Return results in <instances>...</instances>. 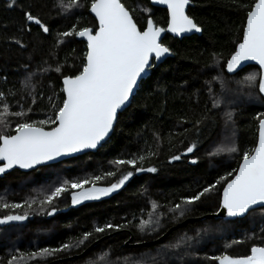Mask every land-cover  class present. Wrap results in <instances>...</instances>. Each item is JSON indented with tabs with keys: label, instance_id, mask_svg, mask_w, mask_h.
<instances>
[{
	"label": "trees",
	"instance_id": "16d2710c",
	"mask_svg": "<svg viewBox=\"0 0 264 264\" xmlns=\"http://www.w3.org/2000/svg\"><path fill=\"white\" fill-rule=\"evenodd\" d=\"M53 2L18 0L17 6L9 8V0H0V90L7 93L14 89L17 96L29 91L23 86V81L29 72H37L38 66L47 67V64L41 63L42 59L54 67L57 63L63 64L67 56L69 64L64 68L65 73L74 71L71 67L73 57L76 58V65H79L86 49L83 41L73 39L70 44L60 46L58 54L52 59H49V49L55 43L56 32L75 23L76 16L80 17L79 23L82 26L92 25L95 21L87 11V3L84 8L61 16L57 14L58 9L53 8ZM190 2L186 13L201 27V35L182 39L168 35L163 37L162 42L170 48L171 57L157 67L153 66L141 80L129 107L118 114L110 138L95 153L41 167L29 173L14 170L0 177V195L10 202H22L35 195L37 190L48 188L62 178H84L115 170L110 161L130 158L132 154L152 144L153 133L161 135L162 144L158 155L146 160L145 166L154 165L157 172L134 174L124 187L110 196L85 201L76 206L71 204L70 197L65 194L57 201L58 211L53 216L33 212L23 222L0 227V264H6L14 249L27 253L36 247L57 248L64 243L75 244L82 233L105 223L121 227L105 233H94L93 238L85 244L57 253L38 264H152L153 257H156V264H216L208 257L224 251L232 255H243L251 244L260 243L255 236L247 239L245 234H259V228L264 224L262 208L235 220L212 218L187 223L173 230L158 244L125 246L130 238L132 241L129 244L150 243L186 219L216 213L219 199L218 195H212L190 206L183 217L173 218L165 207L163 211L167 214L156 232H141L136 227L140 210L149 208L148 197L165 206L179 202L180 197L191 195L235 169L240 154L253 147L257 140V117L264 113V98L258 93V88H244L241 92L233 91L229 94L233 101L228 106L234 112L232 122L225 123L222 112L226 109H216L215 123L209 122L210 126L204 129L202 137L198 138L193 132H183L185 127L192 128V123L201 116L205 105L211 106L208 89L220 92V85L215 80L218 74H223L235 89L237 80L251 72L259 73L256 66H247L238 75H229L222 67L242 38L244 12L235 6L239 0ZM29 3L33 5L32 11L42 14L44 21L51 27V34L43 39L42 46L35 51L32 47L34 40L26 35L23 37V42L28 45L26 49L19 48L11 41L14 36L20 38L21 6ZM41 3L47 4V7H36ZM127 3L135 8L134 15L139 26L142 27L148 16H151L158 26L166 28L167 12L164 9L152 7L146 0H127ZM145 8L150 11H143ZM50 11L51 15H48ZM32 29L35 37L37 28L33 25ZM25 64L30 65L28 71L24 68ZM60 80V75L55 71L39 72L33 77L34 91L43 92L44 97L51 96L53 91L62 96ZM249 91L254 95H247ZM8 101L15 104L12 96L8 97ZM48 103L46 98L41 101L37 97V105L34 106L37 116L47 111ZM182 119L192 123L181 124ZM233 138L238 153L208 155L216 146L227 144ZM196 140H199L197 151L180 161L169 163L171 155L183 152L185 145ZM193 156L199 158L198 163L189 162ZM127 170L128 166L121 169ZM114 180L115 177L107 178L101 184L106 185ZM144 189H147L146 194ZM134 214L136 220L132 219ZM198 231L200 236H197ZM185 234L194 238L189 242L190 248L182 246L180 249H170L163 259L158 256L161 244L176 243ZM233 239L244 242L230 244ZM95 242L85 255L77 257Z\"/></svg>",
	"mask_w": 264,
	"mask_h": 264
},
{
	"label": "snow or ice",
	"instance_id": "6c2138e0",
	"mask_svg": "<svg viewBox=\"0 0 264 264\" xmlns=\"http://www.w3.org/2000/svg\"><path fill=\"white\" fill-rule=\"evenodd\" d=\"M85 3L95 23L82 26L79 23L80 17L76 16L75 23L56 32L55 43L48 52L49 59H52L58 54L60 46L70 44L73 39L85 42L86 49L78 66L75 63L76 58H72L71 67L74 71L64 72V68L69 64L67 56L63 64L57 63L54 67L42 59L41 63L47 64V67L38 66V71L29 72L23 81V86L29 91L17 96L14 89L7 93L0 90V174L14 168L36 169L61 157L102 146L101 142H106V138L114 129L118 111L130 102V97L139 87L138 81L152 69L153 61H159L170 53V48L162 42V33L166 31L179 36L202 30L186 13L190 0H152L154 4L167 7L166 29L158 26L151 16H148L142 27L139 26L134 15L135 8L130 7L127 0H59L58 3L54 0L53 8L58 9V15L67 16L75 9L84 8ZM17 4L18 0H9L8 7L12 8ZM235 6L244 12L242 38L238 40L233 53L222 67L226 73L238 75L245 70L243 62L253 61L260 71L248 73L237 80L235 89L223 74L215 77L221 90L215 92L212 88L208 89L211 106L205 105L203 113L194 123L186 119L180 122L192 123V128L185 127L183 132H193L198 138L204 135V129L208 128L210 123H215L216 109H226L222 112L226 124L233 121L234 112L228 107L233 103L229 95L233 91L258 88V93L264 96V0H251L250 3L248 0H239ZM36 7L42 9L47 7V4H37ZM32 8L31 3L21 6L22 18L18 30L20 38L14 36L11 41L19 48L26 49L28 45L23 42L26 35L34 40L32 47L35 51L37 47L42 46L43 39L51 34V27L44 21L42 14L34 13ZM143 11L150 10L145 8ZM48 15H51V11ZM33 25L37 28L35 37ZM24 68L28 71L30 65L25 64ZM51 71L61 77L62 96L53 91L51 96L44 97L43 92L34 91L33 77L39 72ZM246 94L254 95L251 91ZM9 96L15 100L14 105L8 101ZM38 96L41 101L46 98L49 102L47 111L39 116L34 107L37 105ZM257 119V142L240 154L239 164L235 169L191 195L180 197L177 203L165 206L148 197L149 208L140 210L136 224L138 230L156 232L167 213H171L173 218L183 217L190 210V206L212 195H218V208L222 210L217 213L218 219L226 216L235 220L251 214L257 207L264 209V113ZM198 143L199 140H196L185 145L183 152L168 158L169 163L193 154L198 150ZM161 144V135L153 133L152 144L132 154L130 158L110 161L115 170L84 178H62L48 188L37 190L35 195L22 202H10L0 195V226L23 222L33 212L53 216L58 211L57 201L65 194L70 197L71 204L76 206L85 201L110 196L124 187L134 174L156 173L157 168L154 165L145 166V161L158 155ZM238 151L233 138L227 144L216 146L208 155L235 154ZM198 159L193 156L189 162L196 164ZM123 166H128V170L121 171ZM112 177H115L114 181L106 185L101 184V181ZM146 192L147 189H144V194ZM165 207L167 213L163 211ZM21 209L23 211H17ZM132 219H137L135 214ZM120 227L121 225L112 223L96 225L92 231L82 233L75 244L64 243L57 248L36 247L27 253L14 249L6 264H38L57 253L85 244L93 238L94 233H105ZM245 235L247 239L255 236L260 243L251 244L243 255H232L224 251L219 255L209 256L208 259L216 264H264V224L260 226L259 234L253 232L252 235ZM197 236H200V231ZM193 239L185 234L176 243L161 244L158 256L163 259L170 249H180L182 246L190 248L189 242ZM243 242L241 239H233L230 244ZM152 264H156V257L152 258Z\"/></svg>",
	"mask_w": 264,
	"mask_h": 264
},
{
	"label": "water",
	"instance_id": "95a60500",
	"mask_svg": "<svg viewBox=\"0 0 264 264\" xmlns=\"http://www.w3.org/2000/svg\"><path fill=\"white\" fill-rule=\"evenodd\" d=\"M150 3V5L152 7H156V8H160V9H164L166 12H167V7L166 5H157V4H154L152 3V0H146ZM191 4V2L189 3V5ZM189 5L186 7V12H187V9L189 7ZM89 13V12H88ZM89 15L94 19V17L89 13ZM167 27V26H166ZM166 29V28H165ZM165 35H168L172 38H176V39H182L184 37H190V36H199L201 35V31L200 32H188V33H183L179 36L173 34V33H168V32H164L162 33L161 35V38L163 39V37ZM81 41V40H80ZM85 43V42H84ZM171 52L169 54H166V56L162 57L159 61H153V66L157 67L158 65L162 64L167 58L171 57ZM245 64V66H256L258 69H259V66L253 62V61H246V62H243ZM260 71V69H259ZM149 74V72L147 74H144L143 75V79ZM228 74V73H227ZM229 75H234V74H229ZM142 79V80H143ZM141 81H138V83H140ZM137 90V89H136ZM136 90L134 91V94L136 92ZM133 97V96H132ZM132 97H130V102H131V99ZM264 98V96H262ZM130 102L124 107L122 108L121 110L118 111V114L123 112L125 109H127L130 105ZM118 117V116H117ZM117 121V120H116ZM116 121L114 123V126L116 124ZM112 132H110L109 134V137L106 138V141L110 138ZM257 139H258V129H257ZM257 142V140H256ZM102 145L105 143L104 141L101 142ZM101 147V146H98V148ZM97 148V149H98ZM97 149H89V150H85L84 152H80V153H75V154H72L70 156H66V157H61L59 160L57 161H53V162H50L48 165H44V166H38L36 169L38 168H41V167H46V166H49V165H54V164H58V163H61L65 160H68V159H71V158H75V157H80L82 155H85V154H88V153H95L97 151ZM36 169H28V170H24V169H19V168H14V169H10L8 171H6L5 173L3 174H0V177H3L4 175L14 171V170H17L19 172H23V173H29L31 171H35ZM260 207H257L256 209H258ZM218 212H222V210L218 209V211L216 213H213V214H209V215H205L203 217H198V218H190V219H186L185 221H183L182 223H180L179 225L171 228L170 230H168L164 235H162L160 238H158L157 240L155 241H152L150 243H138V244H129L131 241H132V238H130L126 243H125V246L126 247H143V246H149V245H153V244H158L159 242H161L162 240H164L173 230H175L176 228L178 227H181L187 223H190V222H198L200 221L201 219H212V218H217V213ZM220 219H224V220H232L231 218H227L226 216H222ZM237 219V218H236ZM15 223V222H14ZM13 224V223H12ZM6 226V225H4ZM2 227V226H0ZM97 242H95L94 244H92L91 246H89L83 253H81L80 255H78L77 257L80 258L81 256L85 255L90 249L93 248V246L96 244Z\"/></svg>",
	"mask_w": 264,
	"mask_h": 264
},
{
	"label": "bare ground",
	"instance_id": "6f19581e",
	"mask_svg": "<svg viewBox=\"0 0 264 264\" xmlns=\"http://www.w3.org/2000/svg\"><path fill=\"white\" fill-rule=\"evenodd\" d=\"M23 173V172H22Z\"/></svg>",
	"mask_w": 264,
	"mask_h": 264
}]
</instances>
